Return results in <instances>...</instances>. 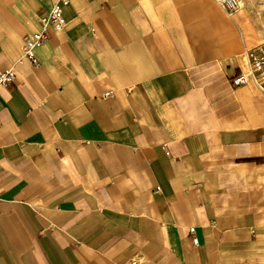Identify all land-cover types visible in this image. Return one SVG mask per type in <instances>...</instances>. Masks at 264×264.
<instances>
[{
	"label": "crops",
	"instance_id": "0c3cea01",
	"mask_svg": "<svg viewBox=\"0 0 264 264\" xmlns=\"http://www.w3.org/2000/svg\"><path fill=\"white\" fill-rule=\"evenodd\" d=\"M0 0V264H264V94L216 0ZM159 188V189H157Z\"/></svg>",
	"mask_w": 264,
	"mask_h": 264
},
{
	"label": "built area",
	"instance_id": "2783aa9c",
	"mask_svg": "<svg viewBox=\"0 0 264 264\" xmlns=\"http://www.w3.org/2000/svg\"><path fill=\"white\" fill-rule=\"evenodd\" d=\"M68 0L56 1L50 10L40 17V21L43 25V29L39 33L25 36L23 56L20 59L26 58L32 63H36L34 55V49L36 46L44 43L49 38V29L47 25L60 31L63 28L62 24V10L63 4ZM218 4L228 13L232 14L237 11L240 6V0H216ZM244 57L247 62L245 69H241L240 72L232 78V84L235 86H241L244 84H254L260 92L264 94V44L256 45L245 51ZM17 77V71L15 68L0 70V85H6L13 82ZM159 189V188H157Z\"/></svg>",
	"mask_w": 264,
	"mask_h": 264
},
{
	"label": "rangeland",
	"instance_id": "374dc122",
	"mask_svg": "<svg viewBox=\"0 0 264 264\" xmlns=\"http://www.w3.org/2000/svg\"><path fill=\"white\" fill-rule=\"evenodd\" d=\"M242 15L239 30L253 41V47L264 44V0H240Z\"/></svg>",
	"mask_w": 264,
	"mask_h": 264
}]
</instances>
